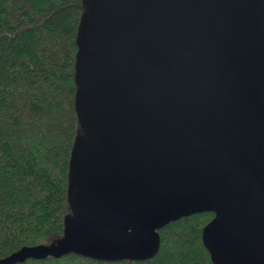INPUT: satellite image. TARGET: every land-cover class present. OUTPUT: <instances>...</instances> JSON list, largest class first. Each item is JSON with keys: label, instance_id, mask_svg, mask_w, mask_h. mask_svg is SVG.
Wrapping results in <instances>:
<instances>
[{"label": "water", "instance_id": "1", "mask_svg": "<svg viewBox=\"0 0 264 264\" xmlns=\"http://www.w3.org/2000/svg\"><path fill=\"white\" fill-rule=\"evenodd\" d=\"M62 238L0 258L142 259L211 212L215 264H264V0H82Z\"/></svg>", "mask_w": 264, "mask_h": 264}, {"label": "trees", "instance_id": "2", "mask_svg": "<svg viewBox=\"0 0 264 264\" xmlns=\"http://www.w3.org/2000/svg\"><path fill=\"white\" fill-rule=\"evenodd\" d=\"M82 0H0V258L52 244L72 216L67 175L82 130L75 109ZM211 212L158 230L150 257L114 260L70 252L14 264H215L202 239Z\"/></svg>", "mask_w": 264, "mask_h": 264}]
</instances>
